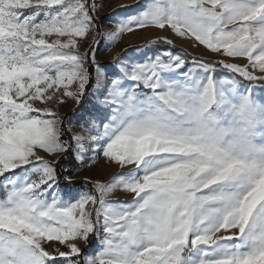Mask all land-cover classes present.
<instances>
[{"label": "snow or ice", "instance_id": "1", "mask_svg": "<svg viewBox=\"0 0 264 264\" xmlns=\"http://www.w3.org/2000/svg\"><path fill=\"white\" fill-rule=\"evenodd\" d=\"M103 7L0 0V264H264V0H143L112 30ZM137 30L161 35L101 64ZM69 154L130 171L77 189Z\"/></svg>", "mask_w": 264, "mask_h": 264}, {"label": "rangeland", "instance_id": "2", "mask_svg": "<svg viewBox=\"0 0 264 264\" xmlns=\"http://www.w3.org/2000/svg\"><path fill=\"white\" fill-rule=\"evenodd\" d=\"M138 3H143V0H104L103 10L98 13L99 22L101 23L102 28L106 30L113 29V25L110 23V21L114 18L124 15L127 11L126 9L122 8L121 5H128L131 8H134ZM159 35H161V33L152 30H137L133 33H127L121 36L115 46H110L107 48H104V42L102 41L101 48H104V50L98 51L97 58L101 64L111 65L113 57L117 53L136 54L135 49L140 48L141 45L147 43L150 39H153ZM164 35H167V33H164ZM161 48H173L176 51H183L189 57L205 58L209 60L218 58L208 53L202 46L193 47L191 42L181 41L178 38H173L172 45L161 44ZM81 50H83V46ZM125 50H127V53ZM230 62L237 63L239 65H243L245 63V61L242 59L232 60ZM257 95H260V93L257 92ZM93 107L94 101L90 97H86L79 107H77L74 102L69 101L66 105L61 106L59 111L66 122L70 121L74 124L73 131L79 132L81 130L79 125L84 121V114L89 113ZM74 109L75 112L73 111ZM63 162L66 164L67 159H64ZM74 163V166L69 165L70 167L65 166L64 168L68 169V171L72 174V178L77 189H85L84 177L99 180L101 182H107L113 175L121 173V171H130V168L121 170L116 166L108 165L103 157L97 161V164L94 165L91 170L81 169L78 173L76 172V169L80 167V164L76 159ZM85 190H91V185L89 184ZM107 199L109 202H128L131 197L122 192H116ZM96 244L97 242L94 239L92 247L94 248ZM79 246L82 250L89 251V249L85 248L83 243H80Z\"/></svg>", "mask_w": 264, "mask_h": 264}, {"label": "trees", "instance_id": "3", "mask_svg": "<svg viewBox=\"0 0 264 264\" xmlns=\"http://www.w3.org/2000/svg\"><path fill=\"white\" fill-rule=\"evenodd\" d=\"M74 161H75V159L73 158V155L69 154V156L67 158V163L65 164L63 162V160H61L60 163H59V168L60 169H64L65 166H69V165L70 166H74V164H75ZM69 167H67V168H69Z\"/></svg>", "mask_w": 264, "mask_h": 264}]
</instances>
